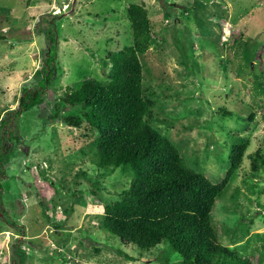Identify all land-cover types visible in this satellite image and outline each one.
I'll list each match as a JSON object with an SVG mask.
<instances>
[{"label":"rangeland","instance_id":"obj_1","mask_svg":"<svg viewBox=\"0 0 264 264\" xmlns=\"http://www.w3.org/2000/svg\"><path fill=\"white\" fill-rule=\"evenodd\" d=\"M131 4L152 25L141 56L151 125L213 183L226 177L231 147L250 142L213 219L223 245L264 264V0H0V264L181 260L168 242L143 251L103 228L133 174L97 167V132L67 121L86 110L68 105L66 90L109 82L110 53L133 44ZM48 35L59 72L45 101L16 115L23 89L42 78Z\"/></svg>","mask_w":264,"mask_h":264},{"label":"trees","instance_id":"obj_2","mask_svg":"<svg viewBox=\"0 0 264 264\" xmlns=\"http://www.w3.org/2000/svg\"><path fill=\"white\" fill-rule=\"evenodd\" d=\"M127 13L134 40L131 46L110 53L111 80L87 78L76 89L69 87L65 92L68 105L86 110L85 119L70 116L67 121L97 132L92 140L94 164L111 172L127 168L133 174L121 198L105 207L102 226L125 244L143 251L151 252L168 242L181 256L175 264H250L237 250L220 242L213 219L217 200L242 168L250 142L240 138L231 147L228 171L219 183L189 167L178 146L149 120L152 111L145 97L141 61L152 44L148 11L131 4ZM48 39L51 44L42 78L35 88L23 89L16 115L41 105L59 72L58 43L52 35ZM248 49L254 66L256 52L251 42ZM223 113L233 115L225 109ZM1 170L0 191L4 187ZM23 249L19 246L17 253H26ZM164 261L171 264L168 259Z\"/></svg>","mask_w":264,"mask_h":264},{"label":"bare ground","instance_id":"obj_3","mask_svg":"<svg viewBox=\"0 0 264 264\" xmlns=\"http://www.w3.org/2000/svg\"><path fill=\"white\" fill-rule=\"evenodd\" d=\"M67 9V8H66Z\"/></svg>","mask_w":264,"mask_h":264}]
</instances>
